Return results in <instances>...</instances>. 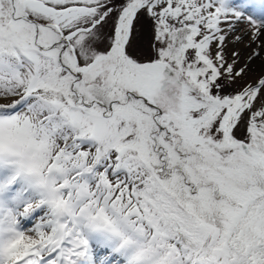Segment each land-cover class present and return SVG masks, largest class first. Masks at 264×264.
Returning <instances> with one entry per match:
<instances>
[{
	"label": "snow or ice",
	"instance_id": "snow-or-ice-1",
	"mask_svg": "<svg viewBox=\"0 0 264 264\" xmlns=\"http://www.w3.org/2000/svg\"><path fill=\"white\" fill-rule=\"evenodd\" d=\"M0 264H264V0H0Z\"/></svg>",
	"mask_w": 264,
	"mask_h": 264
}]
</instances>
